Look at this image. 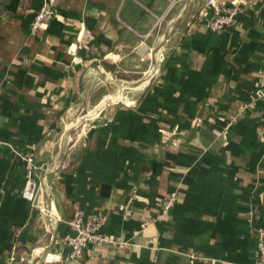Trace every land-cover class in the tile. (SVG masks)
<instances>
[{
	"label": "crops",
	"instance_id": "1",
	"mask_svg": "<svg viewBox=\"0 0 264 264\" xmlns=\"http://www.w3.org/2000/svg\"><path fill=\"white\" fill-rule=\"evenodd\" d=\"M206 1L52 0L33 31L40 0H0V264H255L264 0L230 28L187 31ZM114 74L119 91L80 117ZM26 153L47 176L36 204L21 196ZM76 211L104 215L116 242L64 259Z\"/></svg>",
	"mask_w": 264,
	"mask_h": 264
},
{
	"label": "built area",
	"instance_id": "2",
	"mask_svg": "<svg viewBox=\"0 0 264 264\" xmlns=\"http://www.w3.org/2000/svg\"><path fill=\"white\" fill-rule=\"evenodd\" d=\"M40 6L36 12L32 22L31 29L44 28L47 22L54 14L52 0H40ZM244 0H233L229 3H219L217 0H207L203 9L191 18L187 23L188 30L202 28L212 32L221 31L230 28L235 21V17L244 12ZM79 46L87 48V46L79 42ZM157 57L161 53L157 50ZM151 71V70H150ZM151 74V73H149ZM261 85L255 87L252 91V97L249 105L264 96V71L260 77ZM81 118L80 120H82ZM174 133V131H170ZM21 159L26 164L25 182L21 192V196L31 204H36L39 192L43 184H46L47 176L44 174L41 165L37 164L34 156L30 153L22 154ZM176 200V192H171L164 197L161 202V209L156 218H161L169 207ZM133 198L129 197L120 206L121 217L127 220L133 215L132 208ZM46 210V208H44ZM104 215H96L85 219L80 211H76L68 221V226L72 233H68L63 237V242L68 246L69 251L64 259H73L81 257L84 250L91 244L97 243H115L116 241L106 232L103 227L105 224ZM144 226V225H141ZM257 256L255 264H264V226L260 225L254 230ZM60 257H52V260H59Z\"/></svg>",
	"mask_w": 264,
	"mask_h": 264
},
{
	"label": "rangeland",
	"instance_id": "3",
	"mask_svg": "<svg viewBox=\"0 0 264 264\" xmlns=\"http://www.w3.org/2000/svg\"><path fill=\"white\" fill-rule=\"evenodd\" d=\"M108 71H111V69L108 70ZM103 77H105V76H103ZM116 77H117V74H114L113 76H110L109 77V80L102 81L103 82V89H102V91L99 92V93H96V95L94 96V98L91 99V101L89 102V104H87V108L85 109L86 111L94 112V110H96L99 107V104L101 103L102 97H106L107 98L106 101H107V100L110 99V95H114L115 93H117L119 91L120 85H121V80H120L121 78L120 79H117ZM120 94H121V91H120ZM106 101H105L106 104L112 103V102H106ZM118 101H116V102H118Z\"/></svg>",
	"mask_w": 264,
	"mask_h": 264
},
{
	"label": "water",
	"instance_id": "4",
	"mask_svg": "<svg viewBox=\"0 0 264 264\" xmlns=\"http://www.w3.org/2000/svg\"><path fill=\"white\" fill-rule=\"evenodd\" d=\"M87 111L86 110H83L82 114L80 115V117L85 114ZM104 188H106L105 186H103Z\"/></svg>",
	"mask_w": 264,
	"mask_h": 264
}]
</instances>
